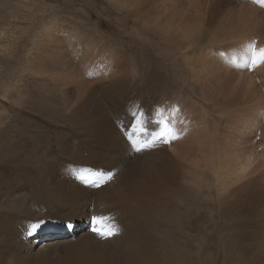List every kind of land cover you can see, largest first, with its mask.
Instances as JSON below:
<instances>
[{
    "label": "rangeland",
    "instance_id": "374dc122",
    "mask_svg": "<svg viewBox=\"0 0 264 264\" xmlns=\"http://www.w3.org/2000/svg\"><path fill=\"white\" fill-rule=\"evenodd\" d=\"M133 1L134 0H0V85L8 81V83L13 84V94L15 93V96L20 95L18 98L8 95V97L16 103L15 106H11L7 103L8 101L3 99L4 97L0 90V105L6 114L5 115L4 111H2V116L6 117L3 119L5 126L7 125L6 128L12 127V130L9 129L7 134L9 131L11 134L15 133L19 130L18 126L22 124L26 125L25 130L29 131L28 134L31 133L30 139L22 142V147L16 148L13 154L9 153L11 151L3 152L1 150L3 145L0 144V151H2V153H0V168H2L0 169V174H2L3 171V174L8 176V182L10 177L18 174L15 166L29 170L41 169L43 155H45L46 150L50 147L54 150L53 155L57 159L59 158L58 160H63V162H65L74 158L72 154L76 152L81 154L84 150H87V148L83 149V146L89 149V147H95L98 143L99 135L95 132L93 126L102 113L97 112V109L93 108L94 106L92 104H89L90 101L79 108L78 96L75 89L76 86L74 84L61 83L57 91L51 92L43 85H40V75L23 73L27 53L26 50L30 47L35 31L42 23L50 22L48 20L58 16L55 20L59 21V24L62 26L70 27L69 24H71V28L80 27L84 29L89 27L90 30H93V33L96 31L97 35L102 37L106 45H113L118 49L124 50L123 52L127 53L131 60H135V62L136 60L138 61L137 58L139 56H145V58L150 60L149 62H152L151 60L159 61L165 75L167 73L171 74L173 70L171 64L172 60L167 58L163 52L158 51H164L171 45L169 42L166 43L164 41V37H168L169 32L163 31L162 34L164 37L163 35L160 36L161 34L158 33L156 38L157 44L155 45L150 43L149 38L156 24L155 20L157 19H166L168 21L170 16L173 15L171 19L173 17L177 18H173L175 20L173 25L176 26L175 29L178 30H176L177 33L179 32L178 34H182L181 31L185 32L184 29L186 27V32L184 34L187 37L180 39H185V42L186 40L192 43L194 42L192 45H198L197 47L200 48H211L214 47V45L216 47L219 46V42L216 39L220 37L219 32H223L225 35L229 33L230 37L239 34L253 38V34L255 38L252 40L256 42V47L264 48V40L261 38L262 35L260 34V32L264 30V23L256 22L253 19V13L250 11L249 4L245 3L248 0H233L234 2L232 0H178L176 1L177 7L172 4L173 1L171 2V0H169L168 2L170 4L166 5L167 12H165L166 10L162 11V6L161 8H156L159 0H143V3L146 2L145 7L142 8L144 12L136 8V0ZM250 1L255 4V7L258 6L260 10L257 11L258 17L264 19V6H261L257 0ZM239 3L241 4L239 5ZM244 3L246 6L248 5L249 12L246 11L245 13L244 10L246 9L240 11ZM203 4L205 6H202ZM151 5L153 7L155 6L154 12L150 10ZM173 6L174 8H172ZM158 10L160 13L165 12L166 14L162 15V13L158 15ZM175 10L178 14L174 13ZM243 12L245 16L242 18ZM176 22H180L181 24H177ZM166 25V23H163L162 27H168ZM180 27L182 30H180ZM256 27L257 30L254 29ZM60 30L61 29H58V31ZM63 33L67 34V32ZM66 36L61 35V37H59L67 41L68 38ZM209 39L215 40V42L212 43L213 45L210 44L211 42H209ZM236 40L237 38L233 40V42H237ZM238 41L240 42V39ZM232 43L230 40V44ZM231 47V45L228 46V48ZM236 48L237 47L234 49ZM229 51L230 50L224 52L225 58L230 56ZM239 54V51L235 52V56L238 57ZM208 59L209 58L204 57L201 60L204 62ZM236 64H239V62L235 63L234 67L231 68L232 71H236L235 74L223 76L219 73L221 82L220 94L225 100L231 99L235 94L242 95L246 91L245 86L238 81V75L241 74V71L244 72L246 67H242L240 70L236 68ZM81 65L82 60L74 58L72 67L69 71ZM225 65L226 64L220 60L218 61V69ZM202 67L204 74H206L208 70L207 67ZM246 71L252 73L257 80L261 78L257 81L258 85L263 82L264 64H261L253 70L247 68ZM215 72L217 73V71ZM22 73L23 75L21 77ZM135 73L136 72H134V74ZM138 73L143 76L139 78V76L134 75L128 85L122 86L118 84L122 87L115 86L112 88H103L100 83H96L99 87L95 89L97 94L92 97L94 105L96 101L99 100L103 104L102 108L106 111L103 112V114L109 112L110 115H115L116 111L120 114V109H122V111L125 110L122 106L117 109V106H119L118 104L125 103L135 113L147 112L146 115H148L161 103L160 100L162 96L167 95L172 97L167 90L172 84V81L166 80L167 77H161L160 81L158 78H151L146 70L138 71ZM18 78L20 80L19 82H17ZM263 94L264 88L261 84L257 87V91L253 93V95L257 96L258 99V97H262ZM42 98H50L53 103L52 107L56 112L58 110L56 119H53L54 117L48 119L43 115L44 110L41 108V104L39 105L38 103ZM26 99L28 102H25ZM33 100H35V102H33ZM55 104H57V106H55ZM208 109L209 111L207 113L205 111L204 113L201 111L197 112L198 118L204 117L212 121L210 116L207 115L212 111L210 108ZM227 112L237 111L224 110L222 112L223 116ZM250 112L251 110L247 113ZM213 114L216 125H219L222 131L224 128V121L222 118L221 121H218L219 118L216 112H213ZM256 115L261 116V119L260 122L257 123V133L255 132L256 135H251L252 138L246 136V134L241 137L239 134H236L238 137L233 136L229 143H226L225 137H220L219 144L223 147L220 149L219 145L218 149L221 151L219 153L221 156L220 161L223 173L234 171L245 160L251 163V177L256 174L259 175L260 173H264V109ZM252 116L253 115L250 114L248 120L252 118ZM122 120L126 123L127 118H122ZM148 120H150V118ZM6 122L8 123L6 124ZM256 122L258 121L256 120ZM9 123H13L15 126H11L12 124L8 126ZM27 126L29 127L27 128ZM147 129L150 130L149 128ZM155 129H157V127H155ZM137 132L140 131L137 129L134 133ZM198 133L203 136L206 134L205 130H200ZM7 134H4L1 138L5 137ZM210 135L212 136L214 134L210 133ZM216 135L217 133H215V136ZM217 136L219 137V135ZM181 138L183 137L180 136L178 141H180ZM66 139H73L75 143L73 149L64 150L61 144L62 141ZM43 140H45V142ZM54 141H56V145H54ZM204 141L205 142L201 143L202 141L200 139L199 143H201L202 146L200 144L198 145V152L194 153L195 155L192 154L182 159V164L179 166L182 173L179 174V178H177L169 191L145 198V201H143V205L145 206L143 210H137L135 207L131 206L133 201L128 204L126 211H128L131 217L130 220H132L139 230L141 229V236L134 238L132 244L141 252L143 248L145 253L153 254L157 258L156 262H158V264H264V202L259 209H252L251 202H248L247 205L243 202L242 191H232L236 185L228 187V191H222L223 194H218L217 181L216 178L212 176L208 163L212 154V151H210L212 147L210 145L213 144V151L215 148L214 138L204 139ZM209 141H212L211 144ZM180 142L188 145V147L191 146L189 142H184L183 140ZM173 143H175V141H173ZM179 143L176 142L177 147H182V143ZM205 145L206 147L204 148ZM208 145L210 147H208ZM12 146L14 145L10 144L7 148H13ZM199 147H202V149ZM14 153L19 155L20 158L11 159L15 157ZM199 160L202 162H198ZM85 162L86 161L81 158L77 163L86 167L88 165H86ZM61 163L62 161H60V164ZM198 163H200V166ZM92 168L89 170L95 171V169ZM32 174L39 178L38 174ZM7 183H2L0 181V184L3 185H0V216L3 215L4 217L9 211L13 213L15 210V214L13 213V215L19 216L20 214L21 216L22 213L25 214L29 210H32L33 215L31 214L30 217H33L35 222L44 221L43 225L37 231L47 229L46 235L42 236L37 244L40 248H46L49 242L60 245L71 239V235L67 232L70 226L68 220L64 216L53 212L59 204L52 193V190L55 189L54 187L39 189L37 186H28L26 191L20 193L24 195V200H20L19 195L11 197L9 194L10 189L8 188L10 184L8 185ZM96 195L97 196L92 200L94 204H96L97 199H100V197L105 194ZM166 209L167 211L169 210V212H165ZM0 218L1 220L3 219L2 217ZM127 221H129V219L126 220V222ZM172 221H174V223ZM87 224V220L83 216L76 215L73 219V225L76 229L79 226L86 228ZM89 226H91V224H89L88 227ZM57 231L59 233H53ZM78 231L79 233H77L75 237H78L82 232L86 231V229H79ZM0 235L3 238L4 234ZM107 245L108 240L106 238L100 240V247L94 251V257L97 258L102 255H107V263H109V259H111L115 263L122 264L121 259L116 257L117 254L112 255L106 252ZM10 246L11 245L7 246V252L11 250ZM124 248L128 250L130 245H126ZM36 250H38V248H36ZM182 260L184 261L181 262ZM2 261L3 262H0V264H10L6 258H3Z\"/></svg>",
    "mask_w": 264,
    "mask_h": 264
},
{
    "label": "bare ground",
    "instance_id": "6f19581e",
    "mask_svg": "<svg viewBox=\"0 0 264 264\" xmlns=\"http://www.w3.org/2000/svg\"><path fill=\"white\" fill-rule=\"evenodd\" d=\"M168 1L169 0H159V2L157 1L158 6L156 8H161L162 6V11H165L166 5L170 4ZM176 1L178 0H171L172 4L176 5L177 7ZM248 1L245 3L249 4L250 11L253 13V19L256 22L264 23V19L258 17L257 11H260L258 6L255 7L253 2L250 0ZM135 2L137 5L136 8H139L140 11L144 12L142 8L145 7L146 2L143 3V0H136ZM245 3L244 6L241 5L243 8L240 11L246 9L244 10L246 13V11L249 12V7L248 5L246 6ZM240 4L241 3H239V5ZM202 6L205 5L203 4ZM154 7L151 5L150 10L153 12L155 9ZM172 8H174V6ZM176 10L174 13L178 14ZM165 12H167V10ZM165 12H159L160 14L158 13V15H161L162 13V15H165ZM172 16H170L168 21L166 19L155 20L156 24L153 27L154 29L152 30L151 35L149 36L150 43L155 45L157 44L156 38L158 33H160V36H162L163 31L169 32L168 37H164V35L163 37L164 41L166 43L169 42L171 45L164 51H158L163 52L167 58L172 60L171 64L173 70L171 74L167 73L166 75L161 69V63L159 61L151 60L152 62H149L150 60L145 58V56H139L137 58L138 61L136 60L135 62V60H131L127 53L123 52L124 50L118 49L113 45H106V42L102 40V37L97 35L95 30V33H93V30H90L89 27L84 29L80 27L71 28V24H69L70 27L62 26L59 24V21L55 20V18L58 16L48 20L50 22L42 23L35 31L30 47L26 50L27 53L25 57L26 59L25 66L23 67V73L40 75V85H43L48 91L51 92L57 91L61 83L74 84L76 86L75 89L78 96L79 108L83 107L85 103L90 101L89 104H92L94 106L93 108L97 109V112L102 113L99 115L97 122H95V125L93 126L99 137L98 143L95 147H89L88 149V147L83 146V149L87 148V150H84V152L81 154H78L77 152L72 154L74 158L65 162H63V160H58L59 158L57 159L53 155L54 150L50 147L46 150L45 155H43V163L40 167L41 169L38 168V170H29L24 169L23 167L18 168L15 166L18 174L10 177L9 182L7 178L8 176H5L1 170L2 174H0V181L2 183L8 182L7 184H10V187H8L10 189L9 194L11 197H16L19 195L20 200H24V195L20 193L26 191L28 186H37L39 189L54 187L55 189L52 190V193L55 196V200H57V203L59 204L53 212L64 216L68 220L69 225L72 226L73 232L67 231L69 235H71V239L65 243L59 245L49 242L48 245L46 244V248H40L37 246V244L42 237L35 236L30 230V225L35 223V219L30 217L31 214L33 215V211L29 210L26 212L25 214L28 216L24 213H22L21 216L20 214L19 216L13 215L16 210L13 213L12 211H9V213L4 217L3 215L0 216L3 218L2 220L0 218V234H4L3 238L0 235V262H3L2 259L6 258L10 264H118L109 258L108 259L110 262L107 263V255H102L97 258L94 257V251L100 247V240L104 238L98 236L92 230L88 231L90 226L88 229L83 226H79L76 229L73 225V219L76 215H80L83 216L87 220V223L91 224L93 228L97 227L94 220V218L97 216L114 218V222L120 227V232L115 236L106 238L108 240L106 252L112 255L117 254L116 257L121 259L122 264H158V262H156L157 258L153 254L145 253L143 248L141 252L135 245L132 244L134 238L141 236V229L139 230L132 220H130L131 217L128 211H126V207H128V204L133 201L131 206L135 207L137 210H143L145 207L143 205L145 198L169 191L177 178H179V174L182 173L179 167L180 164H182V159L198 152V145H201V143L205 142L204 139L208 138H214V151L212 150L213 144L210 145L212 141H209V145L212 147L210 150L212 151V154L209 161H207L209 163L212 176L216 178L218 194L221 195V193L223 194L222 191H228V187L236 185L232 191H242L243 202L246 205L248 202H251L252 209L254 208L257 210L261 207V204L264 202V173H260L259 175L256 174L255 176L251 177L250 175L252 166L248 160L243 161L234 171L230 173H223L220 161L221 156L219 153L221 151L218 149L220 145L219 139L221 136H224L226 143H229L233 136L238 137L236 134H239L240 137L246 134V136L252 138L253 134L256 135L257 133V123L260 122L261 116L256 114H259V112L264 109V94L262 97H258L257 99V96H254L253 93L257 91V87L261 84L264 88V80L260 85H258L257 81L261 78L257 80L256 77L249 71H246L247 68H245L246 72L241 71V74L238 75V81L243 86H245L246 91L242 95L235 94L231 97V99L227 100L223 99L220 94V74L223 76H229L236 73V71H232L231 69L234 67L232 59L233 57H237L235 56V52H240L236 59V63L239 62L240 64V58L247 53V46L253 42L255 35L252 34L253 38L239 34L230 37L229 33H226L225 35V33L219 32L220 37L216 38L219 42V46L216 47L214 45V47L211 48H200L197 47L198 45H192L194 42L192 43L189 40H186L185 42V39H180L187 37L184 34L186 32V27L184 29L185 32L181 31L182 34H178V30L175 29L176 26L173 25L175 23L173 18L175 17L171 19ZM243 16H245L244 12L242 14V18ZM163 23H166V26L168 27H162ZM176 23L178 24L180 22ZM58 29H61L62 31H58ZM254 29L257 30V27ZM180 30H182L181 27ZM63 32H67V34H64ZM254 32L258 34L256 31ZM260 34L262 35L261 38L264 40V30L261 31ZM61 35H67L66 37L68 40H62L60 38ZM236 38L237 42H233V40ZM239 39L240 42L238 41ZM230 40L231 43L233 42L232 44H230ZM209 42L212 44L215 42V40L209 39ZM230 45L232 47L228 48ZM235 47L237 48L234 49ZM228 50H230L229 55H232L231 59L230 56L225 58L224 52ZM204 57L209 59L203 62L201 59ZM74 58L81 59L82 65L78 68H73L72 71H69V69L72 67ZM219 60L226 65L218 69L217 64ZM237 65L238 64H236V68L241 70L242 67ZM202 66L207 67V72L209 71L208 73L210 75L207 72L204 74ZM141 70H146L151 78H158L160 80L161 77H167L166 80L172 81V84L167 88V90L170 92L169 94L172 97L167 95L162 96L161 100L159 99L161 103L154 110H152L148 115H146L147 112L143 113L145 125L150 129L148 131L152 132L158 130L160 127L158 122L167 118L175 127L179 137H183L180 139V141L183 140L184 142H189L191 144L190 147L176 139L173 140L175 143L172 141L170 144H158L156 148L154 147L142 152H136L124 138L115 121L116 118L120 119L125 129L131 131L139 139H144V133L133 132L136 122L133 116L134 111L125 103H120L118 104L119 106H117V109H119L120 106L125 108L123 111L120 109V114L119 112L117 113V111L115 115H110L109 112L103 114V112L106 111L102 108V102L97 99L98 101H96L94 105L92 97L97 94L95 89L99 87L96 85V83H100L103 88H112L115 86L122 87L124 85L126 86L129 84L130 80L133 79L134 75L139 76V78L143 76L142 74L138 73V71L140 72ZM215 71H217V73ZM134 72L136 73L134 74ZM23 73L21 74V77ZM19 81L20 80L18 78L17 82ZM118 84H121L122 86H119ZM13 88V84L8 83V81H5L3 85H0V90L2 91V96L4 97L3 99L8 101L7 103L11 106L16 105V103L10 99V97H8V95L15 96V93L13 94L12 92V90H14ZM15 97L18 98L20 95ZM25 102H28L27 99ZM33 102H35V100H33ZM38 103L39 105L41 104V108L44 110L43 115L46 118H57L58 110L56 112L52 107L53 103L51 102L50 98H42ZM55 106H57V104H55ZM208 108H210L212 112L207 115L210 116L212 121H209L204 117L198 118L196 113L199 111L202 113L205 111L207 113L209 111ZM224 110H236L237 112H227L223 116L222 112ZM250 110L251 112L247 113ZM2 111H4V109L0 105V144L3 145L1 150L3 152L11 151L9 153L13 154L16 148L22 147V142L30 139L31 133L28 134L29 131L25 130L26 125L22 124L21 126H18V131L12 134L9 131L7 134L9 129L12 130V127L8 129L6 128L7 125L5 126L3 120L6 117L2 116ZM213 112H216L219 118L218 121H221V118L224 121V128L222 131L221 128H219L220 126H217L214 121L215 117ZM250 114L253 116L248 120ZM147 117H149L150 120H148L149 118ZM122 118H127L126 123L123 122ZM256 120L258 122H256ZM7 123L8 122H6V124ZM10 124H12L11 126L14 125L13 123H9L8 126H10ZM28 127L29 126H27V128ZM155 127H157V129H155ZM200 130H205V136L198 133ZM210 133L214 135L211 136ZM215 133H217L219 137L217 135L215 136ZM4 134L7 135L1 138V136H4ZM200 139L202 141L201 143H199ZM43 141L45 142V140ZM72 141L73 139H66L62 141V144H59H61L64 150L67 151L75 147V143ZM176 142H180L179 144L182 143V147H177ZM55 143L56 141H54V145H56ZM10 144L14 145L12 146L13 148H7ZM209 145L208 147H210ZM205 147L206 145L204 148ZM222 147L223 146L220 145V149H222ZM200 149H202V147ZM2 151H0V153H2ZM14 155L15 157H12L11 159L20 158L19 155H16L15 153ZM81 158L86 161L85 163L88 166L85 167L77 163ZM60 161H62L61 164ZM202 161L199 160L198 162ZM198 164L200 166V163ZM90 168L95 169V171L97 170V178L102 175L111 174L112 179L107 181V183H102L99 187H89L88 185L83 184L82 181H79L78 178L81 176H89L90 173L94 172L89 170ZM77 172L80 174H76ZM32 173L36 175L38 174L39 178L33 176ZM96 194L105 195H102L100 199H97L96 204H94L92 200L95 196H97ZM165 212H169V210L167 211L166 209ZM128 219L129 221L126 222ZM172 222L174 223V221ZM79 229H86V231L82 232L78 237H75L77 233H79ZM53 233L59 232L57 231ZM8 245H11V250L9 252H7ZM126 245H130L128 250L124 248ZM36 248H38V250H36ZM183 261L184 260L181 262Z\"/></svg>",
    "mask_w": 264,
    "mask_h": 264
},
{
    "label": "snow or ice",
    "instance_id": "6c2138e0",
    "mask_svg": "<svg viewBox=\"0 0 264 264\" xmlns=\"http://www.w3.org/2000/svg\"><path fill=\"white\" fill-rule=\"evenodd\" d=\"M257 2L260 3L261 6H264V0H257ZM240 59L241 63L237 66L246 67L249 70H253L259 67L261 64H264V48H257L256 42L253 41L247 46V53ZM232 63H236L235 57H233ZM133 116L136 120L133 132L138 129L145 135L144 139H139L135 138L132 132L128 133V138L134 146L136 152L152 149L158 144H170L173 140L179 139V134L167 118L158 122L160 125L158 130L149 132L145 126L144 114L134 112ZM80 179L85 183L99 187L102 183H107V181H110L112 179V175H102L96 180H89L84 176H81ZM94 220L97 227L93 228L92 231L100 237L109 238L117 235L120 232V227L114 222L113 217L97 216L94 218ZM43 223L44 221H36L30 225V230L32 232L37 231L43 225Z\"/></svg>",
    "mask_w": 264,
    "mask_h": 264
}]
</instances>
